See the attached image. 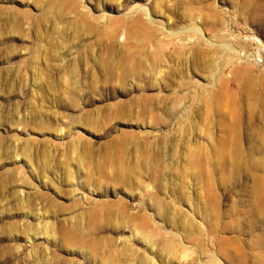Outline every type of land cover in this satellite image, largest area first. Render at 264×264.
Listing matches in <instances>:
<instances>
[{
    "label": "rangeland",
    "instance_id": "obj_1",
    "mask_svg": "<svg viewBox=\"0 0 264 264\" xmlns=\"http://www.w3.org/2000/svg\"><path fill=\"white\" fill-rule=\"evenodd\" d=\"M0 264H264V0H0Z\"/></svg>",
    "mask_w": 264,
    "mask_h": 264
},
{
    "label": "bare ground",
    "instance_id": "obj_2",
    "mask_svg": "<svg viewBox=\"0 0 264 264\" xmlns=\"http://www.w3.org/2000/svg\"><path fill=\"white\" fill-rule=\"evenodd\" d=\"M51 232V231H50Z\"/></svg>",
    "mask_w": 264,
    "mask_h": 264
}]
</instances>
